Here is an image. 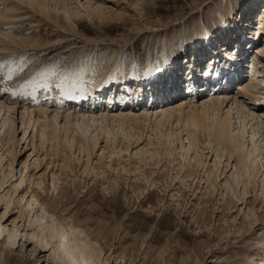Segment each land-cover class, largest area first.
I'll use <instances>...</instances> for the list:
<instances>
[{
    "label": "bare ground",
    "instance_id": "6f19581e",
    "mask_svg": "<svg viewBox=\"0 0 264 264\" xmlns=\"http://www.w3.org/2000/svg\"><path fill=\"white\" fill-rule=\"evenodd\" d=\"M244 1L238 0L233 6L226 0L220 6H228L225 13L219 8L210 10V24H215L214 20L223 24L210 34L213 37L217 31L224 36L234 29L243 32L235 42L243 44L242 39L250 42L256 37L259 42V52L252 56V75L246 81L239 79L236 91L213 96L201 93L196 99L176 97L143 108L142 102L134 105L127 100L124 104L128 94L114 99L109 89H103L105 105L90 109L69 101L81 97L74 90L83 88L84 96H92L116 71L125 76L129 68H140L136 59L142 55L122 56V49L131 41L128 33L103 46L104 39L81 30L84 27L78 16L97 22L127 18L133 33L139 35L134 43L142 45L144 30L157 40L163 36L158 28L179 18L147 22L138 0L132 4L136 15L128 13L127 17L125 9L113 11L109 6L113 3L105 0L95 1V7L92 0H86L87 5L82 0H0V202L4 205L0 212V264H7L4 255L11 247L17 245L18 255L24 252L25 243L19 244L20 237L28 241L27 257H44L46 264H109V260L111 264H202L209 252L231 244L236 237L242 241L247 235L253 236V224L260 219L264 222V10L256 15L257 27L250 32L244 29L248 23H242L239 16L245 5L248 9ZM219 2L221 5L223 0L195 1L190 6L206 11ZM207 24L201 21L198 27L203 37L207 34L202 25ZM174 25L171 30L177 31L179 27ZM70 36L91 46L79 60L69 47L74 42L67 43ZM232 38L229 41L224 36L218 45L237 58L241 52L235 53L230 47ZM206 40L203 46L191 34L172 37L168 45L162 44V53L163 48L171 50L175 44L186 52L178 63L179 71H171L170 76L176 73L181 83L190 81L194 86L192 69L211 59L207 53L212 48L208 44L211 36ZM173 79L169 90L179 86ZM147 87L144 89L149 92L156 86L151 82ZM3 94L7 95L5 99L1 98ZM14 115L21 125V139L29 147L28 157L33 154L35 168L43 162L46 167L42 173H28L27 158L21 163L18 184L12 180V163L17 155L14 147L21 141L14 139ZM48 169L50 187L44 183ZM72 172L77 179L67 180ZM10 181V187H5ZM122 181L127 191L120 188ZM26 182L31 186L27 187ZM163 190H172L170 196L177 206L185 209L182 202L191 204L189 224L198 235L193 243L179 244L176 230L167 228L162 231L160 245L152 247L147 241L159 231L156 223L146 233L135 235L129 248L118 251L115 239L123 237L119 232L121 220L79 219L83 213L72 208L76 200L87 204L86 217H91L94 210L98 211V203L116 206L135 201L141 207L147 205L144 209L149 213L162 210L166 214ZM12 208L18 216L10 219ZM240 211L243 217L237 218ZM256 233L257 238L248 245L254 252L244 256L248 264H264V224ZM37 246L44 250L37 252ZM44 252L49 254L42 255Z\"/></svg>",
    "mask_w": 264,
    "mask_h": 264
},
{
    "label": "rangeland",
    "instance_id": "374dc122",
    "mask_svg": "<svg viewBox=\"0 0 264 264\" xmlns=\"http://www.w3.org/2000/svg\"><path fill=\"white\" fill-rule=\"evenodd\" d=\"M95 1H100V0H92V2H94V3H91L93 6L94 5L97 6V4H98V3H95ZM105 1L113 3V4H109V6L113 7V11L118 9L119 11L124 12L123 10L125 9L124 13H126L125 14L126 17H127L128 13L130 15L131 14L136 15V13H137V11H136L137 9L132 5L134 3L133 2L134 0H105ZM138 1H139L138 8L139 7L144 8V17H145L147 22L161 20L163 23V22H166L168 20H172L176 17H178L179 19L168 24L167 27L158 28L159 31H161V32L163 31V36L157 40L154 37H152V35L145 33V32H147V30H144L143 33L140 32L143 34L142 37L145 36L143 45H142V42H139L138 44L134 43V42H137L139 35L133 33L132 24H131V22H129L127 20V18H125V20L123 19L121 21L111 20V21H105V22H97L95 20H91L90 18H88L84 15H80V16H78V19H79L78 21L82 22V25L84 27V28H81V30H83L87 35L97 37V39H99V40L104 39L103 46L109 45V43L113 40H118V39L120 40L121 34L128 33L131 36V41L127 43L125 48L122 49V53H121L122 56H125V57L127 56L128 58H131L132 55H145V54H147L146 56H149L150 53L154 54L156 52V46L158 45L159 42H160L161 46H162V44L165 45L166 43L168 45L169 39L172 37H178V36L187 37L188 35L190 36L192 34V32H195L196 30L199 29L198 27H199L201 21H205L206 23H209L212 20L211 18H213V16H212L213 12H210V10H214L215 8H219L222 10V13L223 12L225 13L227 11V7H228V6H223V9L220 7V6L225 4L224 2H226V0L225 1L223 0V3L221 5L219 2L215 5H211L209 8H207L206 11L198 10L199 11L198 12L194 8L191 9L190 5L193 4L195 1H201V0H138ZM227 1H228V3H226L227 5L231 4L234 6L236 4V1H238V0H227ZM80 2H81V0H80ZM82 3H85V5H87L86 0H82ZM244 4H248L247 5L248 9L247 10L245 9L246 8V5H245L243 10L240 9V10H242V12H240L239 16L242 20V23H244L245 25H246V23H248L247 25L249 27H245L244 29L247 28V30H249L251 32L252 27L254 28L253 30H255L257 27L256 22H257L258 17L256 15L258 13H261L264 10V0H245ZM106 5H108V4H106ZM93 6H92V8H93ZM70 8H71V6H70ZM71 9H73V8H71ZM246 19H247V21H246ZM184 21L186 22V24ZM175 23L178 25L180 31H179V29H177V31H174L175 29L171 30L174 26H176V25H174ZM171 25H174V26H171ZM182 25L184 27H186L185 25H187L191 28L188 30V28L186 27L184 30V27ZM88 29L95 31V34L93 33V31L87 32ZM230 33H232V35ZM230 33L224 34L225 38H227V40H229L233 37L231 41H233V40L237 41L236 38H239L240 36H238V35H242L243 32H241L240 30L235 31L233 29L232 32H230ZM249 35L252 36V34H249ZM140 36H141V34H140ZM218 36H221V37H218ZM224 36H223V34L219 33V31H217L216 36L213 37V35H211V41L208 42V44H211L212 48L210 50H207L208 56L209 55L214 56L213 51L216 48H217L216 50L219 49L218 44L223 42ZM77 38L78 37L70 36L69 37L70 40L67 43L74 42L73 46H69V47L73 50L72 52L75 53L74 56L77 57V58L76 57L75 58L77 60H79V59H81L83 54H86L89 52V51H87L88 50L87 47L90 48L91 46H87V45L83 44L81 41L76 40ZM252 38H254V37H252ZM140 39H141V37H140ZM242 42H243V46H246V44H245L246 42H244V41H242ZM257 43H259V42L257 41ZM257 43H255L254 48H256V45H258ZM261 44L264 45V43H261ZM178 46H180V44ZM100 47H102V45ZM109 47H112V46H109ZM79 56H81V57H79ZM204 56L205 55H201V58H203ZM199 66L197 64V67H199ZM192 71H193V69H192ZM170 74H169V76H170ZM177 74H179V73H177ZM174 78L175 79H173V81L175 80V85H177L178 84L177 80L180 79V77H174ZM245 81H246V79H245ZM168 82L170 83L171 81H168ZM188 82H190V81H185V83H188ZM6 97H7V95H4V94H3V96H1V98H3V99H5ZM14 120L16 121V123L14 124V128L16 127V130L14 131L16 133V134L14 133L15 134L14 139L16 138V139L20 140L22 135H23L22 132H20V131H22L21 125H20V123H18L19 121L16 120L15 115H14ZM4 137L7 138V136H4ZM26 145H27V143H25L24 140L21 139L20 143L15 145V147H14V149L17 151V155H16V158L14 159V161L12 163L13 169H14L13 170L14 176L12 177V180L13 181L16 180L15 183H17V184L20 181V179H17V178L19 175V170L22 167L21 163L23 161H25L27 158H28L27 163L29 166L28 167V170H29L28 173L29 172H31V173H33V172L42 173L45 171V168H46L44 162L38 168H35L33 154H30V156L28 157L30 150H29V147H26ZM47 160H48V158H45V162ZM50 168H51V166H50ZM49 169H48V171L45 172V178L46 179H45L44 183L46 184V186L50 185V180H51V174L49 173ZM230 172H232V170H230ZM70 174H71L72 178H67V180H71V179L76 180L77 179L76 176H73L74 175L73 172ZM77 174H80V172H78ZM10 183H11V181L8 182L5 185V187H7V188L10 187ZM26 184H27V187L31 186V185H29V182H26ZM26 184L25 183L21 184L19 186V190L23 189ZM90 184H91V182L89 183V185ZM98 186H99L98 188L101 189L100 184H98ZM125 187L126 186L124 185V181H122L120 183V188H123L124 191L125 190L127 191V188H125ZM181 190L183 191V189H181ZM203 190L204 189L202 188L201 193L203 192ZM259 190H260V187H259ZM37 191L40 192L41 194H43L39 189ZM150 191H151V188H149V192ZM50 192H51V189H49V194H50ZM161 193L164 194V196H163L164 201L167 202L166 203V212H165L166 214H162V212H161L162 210L161 211L158 210V212L153 211V212L149 213V212H147V210L144 209L147 207V205L144 204L145 207L144 206L141 207V203H136L135 201L133 204L120 202L118 205H116L118 208L114 205H110L107 203H100V204L98 203V206H99L98 211L94 210L95 213L91 214V217H86L87 216L86 213L88 211V205L87 204L86 205L80 204L78 202V200H76L74 202V204L72 205V208L78 209L81 213H83V215L78 217L79 219H84V218L85 219H87V218L92 219L93 218L90 221L95 220L94 218H97L100 220L101 219L110 220V221L121 220L122 226H121V229L119 230V232H120V236H123V237L120 241H118L117 238L115 239V247H117L118 251L123 249V247L125 249H127L126 247L129 248L131 246V243H132V238L135 235H140L142 233H146L149 229V226H151V224H156V223H157V225H159V228H158L159 231L154 235L153 238H151L150 240L147 241L148 243L151 241L152 247H154V246L158 247V245H160V243L163 240L162 234H163V232H165L167 230V228L170 229L171 232L176 230V232H177L176 234L178 235L176 237V239L179 240V242L181 241L179 244H182V243L191 244V243H193L194 239L197 238L198 235H196V233H194V231H192L193 227L191 226V224H189L191 219H190V214H188V212L192 208L191 204L188 203V205H185L186 202L185 203L182 202V204H184V206L186 208L185 209L181 208L180 206H177L176 202L171 198L170 195L172 193V190H171V192L163 190ZM83 194L84 193L82 192L80 195H83ZM186 194L189 195L190 193L186 192ZM80 195H78V196H80ZM105 195H106V197H108L107 193H105ZM149 195L152 196V193L150 192ZM248 196L252 197L251 194H249ZM189 198L191 199L192 195H189ZM178 202H181V201H178ZM101 204H103V205H101ZM151 204H152V202H151ZM114 207H116V208H114ZM12 210L9 213L11 215L10 219H12V217L18 216L17 210L13 209V208H12ZM3 211H4V205H3V202H0V212H3ZM245 212H246V209H245ZM237 213H239V211H237L236 213H233L231 216L237 215ZM241 213L242 212L240 211V214L238 215L237 218L243 217V214H241ZM98 214H100V215H98ZM113 214H115V216H116L115 218L111 217ZM260 216L261 215H259V217ZM123 217H124V219H123ZM109 218H111V219H109ZM22 220H23V218H22ZM182 222H184V223H182ZM19 224H21V222ZM262 224H264V222H262V219L258 220L257 223L253 224V226H252V229H254L253 230V236L247 235V238L242 240V241L239 237H236L235 240L231 241V244L228 243V245H224L223 248L220 247L219 249L217 248V250H215V251L213 250V251L209 252L202 264H242V263L248 264L246 262V259H244L245 258L244 256H246V254H251L252 252H254L253 246L248 247V245H250V244L252 245V243L254 242V238H257L258 235L256 233V229H260ZM221 230H223V229H221ZM221 230H220V232H223ZM206 232H209V230H206ZM160 234H161V236H160ZM157 236L160 238H158ZM232 238H234V237H232ZM19 239H20L19 244L21 242L25 243V249H26V247L28 245L26 242H28V241L26 239L21 238V237ZM233 241H234V243H232ZM30 242L32 245L33 240H30ZM18 249L19 248H17V245H16V246L11 247V251L9 250L10 252L6 251L8 253H5L6 255H4L5 256L4 260L6 261L7 264H46V261H44V257L40 256V257H35V258H28L26 255L25 249H24V252L22 254L18 255L16 252V250H18ZM42 250H44V249L37 246V252L42 251ZM104 251L106 252L107 249L105 248ZM224 252H226V253H224ZM48 254H49L48 252H44V254H42V255L47 256ZM107 255H108V252L105 253V256H107ZM220 255H224L225 257L227 256V260L224 259V256L219 257ZM210 259H213L216 262L215 261L209 262ZM220 259H221V261L217 263V261H219ZM109 262H110L109 264H111V260H109ZM163 264H164V262H163Z\"/></svg>",
    "mask_w": 264,
    "mask_h": 264
}]
</instances>
